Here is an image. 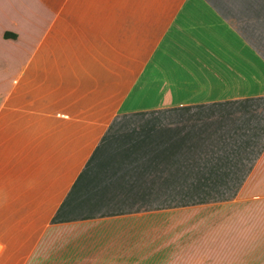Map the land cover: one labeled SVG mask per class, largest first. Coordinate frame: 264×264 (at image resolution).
<instances>
[{
	"label": "crops",
	"instance_id": "0c3cea01",
	"mask_svg": "<svg viewBox=\"0 0 264 264\" xmlns=\"http://www.w3.org/2000/svg\"><path fill=\"white\" fill-rule=\"evenodd\" d=\"M214 186L264 264V0H0V264L100 262L152 188Z\"/></svg>",
	"mask_w": 264,
	"mask_h": 264
},
{
	"label": "rangeland",
	"instance_id": "374dc122",
	"mask_svg": "<svg viewBox=\"0 0 264 264\" xmlns=\"http://www.w3.org/2000/svg\"><path fill=\"white\" fill-rule=\"evenodd\" d=\"M152 189L165 192V202L143 204V214L119 220L117 230L112 224L100 262L80 264H237L252 254L243 248L254 241L253 221L247 217L244 228L239 217L251 208L239 206V188Z\"/></svg>",
	"mask_w": 264,
	"mask_h": 264
},
{
	"label": "trees",
	"instance_id": "16d2710c",
	"mask_svg": "<svg viewBox=\"0 0 264 264\" xmlns=\"http://www.w3.org/2000/svg\"><path fill=\"white\" fill-rule=\"evenodd\" d=\"M162 251H164V249H161V250H159L158 252H162ZM153 255V254H152ZM154 257H152V258H150V259H153ZM141 263H143V264H151L152 262H141Z\"/></svg>",
	"mask_w": 264,
	"mask_h": 264
}]
</instances>
